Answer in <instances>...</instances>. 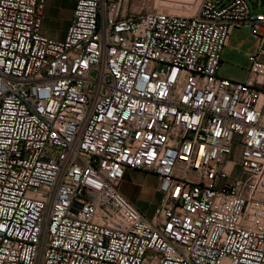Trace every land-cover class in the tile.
Instances as JSON below:
<instances>
[{
	"label": "built area",
	"instance_id": "1",
	"mask_svg": "<svg viewBox=\"0 0 264 264\" xmlns=\"http://www.w3.org/2000/svg\"><path fill=\"white\" fill-rule=\"evenodd\" d=\"M69 1L56 40L48 0H0V264H264V13ZM242 27L245 83L219 75ZM128 170L158 179L152 217Z\"/></svg>",
	"mask_w": 264,
	"mask_h": 264
},
{
	"label": "rangeland",
	"instance_id": "2",
	"mask_svg": "<svg viewBox=\"0 0 264 264\" xmlns=\"http://www.w3.org/2000/svg\"><path fill=\"white\" fill-rule=\"evenodd\" d=\"M248 2L253 12L264 13V0H248ZM153 4L154 2H150L151 6ZM163 4L164 1L157 2L156 7L160 9ZM61 6L62 9L58 17L55 19L49 18L45 21L49 31L65 30L69 25L66 13L67 6L65 4ZM257 43V39L251 35L249 28H236L230 37L229 44L222 53L219 75L232 81L247 82L251 67L249 57L255 52ZM126 180L127 186L131 188L132 193L139 200L145 215L152 217L156 207L161 202V194L155 190L156 184L152 179V174L143 171L140 173H129L126 176Z\"/></svg>",
	"mask_w": 264,
	"mask_h": 264
},
{
	"label": "crops",
	"instance_id": "3",
	"mask_svg": "<svg viewBox=\"0 0 264 264\" xmlns=\"http://www.w3.org/2000/svg\"><path fill=\"white\" fill-rule=\"evenodd\" d=\"M62 4H65L67 6L66 8V13L69 19V25L71 23V20L73 18V10H74V3L69 1V0H48L47 6L45 9V14H44V21H43V27H42V33L44 36L56 39V40H63L66 36L67 29L65 30H60L57 32H52L49 31L46 27V22L47 19H55L58 17L61 9H62ZM65 11V10H64ZM141 171L138 170H128L126 173H140ZM152 179L154 183L156 184V191L158 192V179L152 175ZM126 177L124 178L123 182L121 183L120 190L121 192L142 212L144 213L143 209L141 208V205L139 204V200L136 198V196L132 193V190L129 186L126 184ZM159 193V192H158ZM145 214V213H144Z\"/></svg>",
	"mask_w": 264,
	"mask_h": 264
},
{
	"label": "bare ground",
	"instance_id": "4",
	"mask_svg": "<svg viewBox=\"0 0 264 264\" xmlns=\"http://www.w3.org/2000/svg\"><path fill=\"white\" fill-rule=\"evenodd\" d=\"M195 9V6L191 8V11H193Z\"/></svg>",
	"mask_w": 264,
	"mask_h": 264
},
{
	"label": "water",
	"instance_id": "5",
	"mask_svg": "<svg viewBox=\"0 0 264 264\" xmlns=\"http://www.w3.org/2000/svg\"><path fill=\"white\" fill-rule=\"evenodd\" d=\"M254 6H256V4H254Z\"/></svg>",
	"mask_w": 264,
	"mask_h": 264
}]
</instances>
